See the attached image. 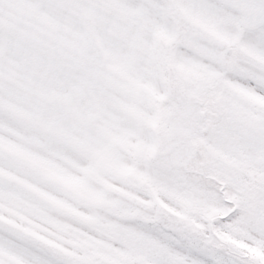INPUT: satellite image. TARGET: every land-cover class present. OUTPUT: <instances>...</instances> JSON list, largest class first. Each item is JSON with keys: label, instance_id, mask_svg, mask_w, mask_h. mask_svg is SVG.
<instances>
[{"label": "snow or ice", "instance_id": "obj_1", "mask_svg": "<svg viewBox=\"0 0 264 264\" xmlns=\"http://www.w3.org/2000/svg\"><path fill=\"white\" fill-rule=\"evenodd\" d=\"M0 264H264V0H0Z\"/></svg>", "mask_w": 264, "mask_h": 264}]
</instances>
